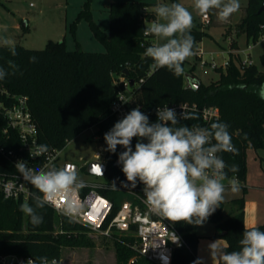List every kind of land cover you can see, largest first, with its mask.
Here are the masks:
<instances>
[{
	"label": "trees",
	"instance_id": "1",
	"mask_svg": "<svg viewBox=\"0 0 264 264\" xmlns=\"http://www.w3.org/2000/svg\"><path fill=\"white\" fill-rule=\"evenodd\" d=\"M89 4L86 3L85 9L71 24V31L74 33L77 22L85 18L94 36L105 44V52L68 50L65 41L50 42L42 50L0 45V67L7 72L5 79L0 80V87L29 98L40 144L62 151L68 142L91 128L97 129V136L105 143L104 134L117 122L112 105L124 90V82L131 84L134 80L131 88L134 98L128 109L139 105L152 122L157 119L156 109L166 104L189 102L201 108H218L220 118L214 122L229 125L235 148L233 153L220 154L229 166L238 168L235 173L229 171L228 176L237 174L245 181L248 149L264 148V99L260 96L264 71L255 64L242 66L235 63L231 54L228 67L217 68L220 73L217 81L210 85L201 82L198 89L186 88L184 68L188 59L182 65L183 73L177 76L167 68L154 69L151 58L144 56L146 48L155 43L156 37L146 33L145 28L157 19L154 11L157 4L138 1L111 3L109 33L94 20ZM263 5L264 0L248 1L239 26V34H246L248 41L256 42L264 35V12L259 13ZM191 35L195 39V51L205 32L194 29ZM13 47L15 56L11 52ZM31 57L36 58L35 63L30 62ZM262 63L264 65V55ZM141 79L144 81L138 84ZM192 117L181 120V124L189 127L210 125H206L199 115ZM135 143L134 138L133 147ZM123 150L118 146L116 153H105L103 162L107 171L104 182L109 186L128 183L117 162ZM141 185L138 182L134 189ZM87 190L81 189L82 193ZM99 191L112 200L116 199V192L109 188ZM22 203L25 202L7 200L0 195V256L31 257L41 264L45 258L47 261L60 260L64 248L95 247L86 227L59 216L49 205L37 210L43 216V223L34 226L20 211ZM28 203H32L31 199ZM233 203L236 208L227 217L223 218L220 213L212 217L217 229L214 237H224L227 244L222 248L229 252L238 250V241L246 229L245 199H236ZM176 226L187 246L175 249L172 264H195L200 240L197 225L182 221L176 222ZM256 228L264 231V224ZM111 239L114 240L116 264H157L134 247L137 240L134 228L128 234L113 232Z\"/></svg>",
	"mask_w": 264,
	"mask_h": 264
},
{
	"label": "clouds",
	"instance_id": "2",
	"mask_svg": "<svg viewBox=\"0 0 264 264\" xmlns=\"http://www.w3.org/2000/svg\"><path fill=\"white\" fill-rule=\"evenodd\" d=\"M214 9L220 21H227L240 9V0H194L193 10L201 16ZM154 11L157 19L146 26L145 32L162 42L147 47L144 56L151 58L154 69L167 68L179 76L184 71V61L194 54L192 11L181 3L157 4ZM11 52L16 55L14 47ZM30 62L35 63L36 58L31 57ZM6 76L7 72L0 67V80ZM260 96L264 99V85ZM156 116L152 122L139 105L133 108L104 134L105 150L116 153L118 146L124 149L117 161L128 182L123 186L134 189L138 182L142 184L145 203L155 214L174 223L202 225L222 203L225 180L232 192L239 191L238 180L228 176L229 171H238L237 166H229L219 155L235 151L229 125L214 122L208 127H189L181 120L194 117L169 106L157 108ZM46 152L47 145L37 146L36 155ZM15 167L23 180L37 190L31 196L32 203L20 205V211L34 226L43 223L37 210L46 205H56L69 217L81 212L82 206L72 199V194L85 184L72 165L37 170L21 160ZM92 172L103 175L101 164L95 165ZM172 242L179 246L180 238L173 234ZM238 244V250L229 252L212 242L208 246L211 259L219 264H264V231L246 228ZM162 259L167 264L169 257ZM27 264L33 262L29 260ZM43 264H48L46 258ZM195 264H204L203 258Z\"/></svg>",
	"mask_w": 264,
	"mask_h": 264
},
{
	"label": "rangeland",
	"instance_id": "3",
	"mask_svg": "<svg viewBox=\"0 0 264 264\" xmlns=\"http://www.w3.org/2000/svg\"><path fill=\"white\" fill-rule=\"evenodd\" d=\"M145 2L153 4L181 3L192 11L193 27L199 29L205 35L197 42V49L188 58L185 65V73L193 74L204 85H210L217 81L220 73L211 63H216L226 69L224 64L231 60V54L235 63L242 64L249 58L261 71H264L262 56L264 55V35L258 41H248L246 34H239V26L245 15L249 0H240V9L227 21H220L217 10H211L207 15L211 25L206 26L203 16L193 10L194 0H0V45H21L28 49L42 50L50 42L65 41L68 50L81 49L87 52H105L106 46L98 40L85 18H81L76 25V30L71 31V24L76 21L85 5L89 2V8L94 20L107 33L110 31L109 7L113 2ZM24 24H27L25 27ZM151 22L148 23L150 26ZM236 34H238L236 36ZM236 36L231 41V37ZM238 41V42H237ZM162 42L155 38V43ZM234 44V49H232ZM251 50L248 52V48ZM239 49V50H236ZM201 52H203L202 55ZM237 53V55H235ZM239 53V54H238ZM199 54V56H198ZM237 56V57H236ZM239 57V58H238ZM203 62L208 64L203 66ZM106 144L97 136V129L91 128L83 132L75 140L68 142L61 151L60 165L74 163L79 169L78 177L84 183L103 182L104 177L92 175L87 172V166L93 161L102 162L106 153ZM264 173V148L247 151V173ZM245 185L239 186V191L232 192L230 186H226L224 199L216 211L202 224L196 226V232L200 237L197 258H203L204 264H219L218 260L211 259L209 245L217 242L220 247L227 244L224 237H214L217 232L212 217L221 214L223 218L235 210L233 200L242 194ZM116 201L122 202L128 198L126 194L116 193ZM95 247L93 248H64L60 258V264H116V252L114 240L104 236L89 234Z\"/></svg>",
	"mask_w": 264,
	"mask_h": 264
},
{
	"label": "built area",
	"instance_id": "4",
	"mask_svg": "<svg viewBox=\"0 0 264 264\" xmlns=\"http://www.w3.org/2000/svg\"><path fill=\"white\" fill-rule=\"evenodd\" d=\"M206 26L210 24V17L203 16ZM251 47L248 48V52ZM201 52L200 55H202ZM199 56V54H198ZM229 61L224 66L228 67ZM203 66L207 62L202 63ZM251 55L242 62V66L252 65ZM215 68L220 66L211 63ZM223 67V65L221 66ZM141 79L138 84L143 82ZM129 81L124 82V90L112 105V112L116 120L122 119L128 112V104L133 102L134 94L131 91ZM173 107L177 112L186 115H199L202 121L209 125L220 118V111L216 107H199L196 103L166 104ZM185 121V120H183ZM42 145L38 139V125L33 116L29 98L23 94H13L4 87H0V195L7 200H22L28 202L36 189L28 182L24 181L20 173L16 170L18 161H27L28 167L33 169H48L50 167L61 168L65 165H72L76 171L79 167L74 163L59 164L61 151L47 147V152L36 155L37 146ZM31 153V155H30ZM221 156V154L219 153ZM222 157V156H221ZM238 180L239 186L243 182L237 174L229 176ZM86 193L81 189L72 194V199L82 206L81 212L69 217L56 205L51 206L55 212L61 216L73 220L86 227L89 234L111 238L113 232L128 234L133 228L135 230L136 242L134 247L142 255L157 264H165L163 257H169L167 264H172L174 251L177 247L187 246L183 235L178 230L176 223L155 214L145 203L143 185L137 189L123 186H109L105 182L84 183ZM225 186H229L228 180L224 181ZM109 188L116 193L126 194L128 198L118 203L115 200L103 195L99 190ZM173 234L180 238L179 246L172 242ZM31 260L33 264H38L33 258H25L16 255H1L0 264H27ZM55 264H60V260H53ZM43 264V262L41 263ZM52 264V261H48Z\"/></svg>",
	"mask_w": 264,
	"mask_h": 264
},
{
	"label": "crops",
	"instance_id": "5",
	"mask_svg": "<svg viewBox=\"0 0 264 264\" xmlns=\"http://www.w3.org/2000/svg\"><path fill=\"white\" fill-rule=\"evenodd\" d=\"M210 25H211V20H210ZM237 35L238 34H236V36ZM235 37L232 36L231 41L233 40V38L235 39ZM232 49H234V47ZM235 55H237V53ZM243 185L245 186L242 189L243 191L242 194L239 197L235 198L234 200L240 198L245 199V226L246 228H253L259 225H263L264 224V173L261 171L251 172L249 169L246 179L243 182Z\"/></svg>",
	"mask_w": 264,
	"mask_h": 264
},
{
	"label": "water",
	"instance_id": "6",
	"mask_svg": "<svg viewBox=\"0 0 264 264\" xmlns=\"http://www.w3.org/2000/svg\"><path fill=\"white\" fill-rule=\"evenodd\" d=\"M264 12V5L260 8L259 13H263ZM24 26L26 27L27 24H24ZM127 72V71H126ZM185 80H186V88H192V89H198L201 86V80H199L193 73H185ZM135 83L134 80H131V86H133ZM233 153V152H231ZM97 164H101L102 168H103V175H96L92 172V169L95 165ZM107 171V165L104 162H99V161H93L90 164H88L87 166V172L92 174V175H96V176H100V177H104Z\"/></svg>",
	"mask_w": 264,
	"mask_h": 264
},
{
	"label": "snow or ice",
	"instance_id": "7",
	"mask_svg": "<svg viewBox=\"0 0 264 264\" xmlns=\"http://www.w3.org/2000/svg\"><path fill=\"white\" fill-rule=\"evenodd\" d=\"M97 171H99V169H96Z\"/></svg>",
	"mask_w": 264,
	"mask_h": 264
}]
</instances>
